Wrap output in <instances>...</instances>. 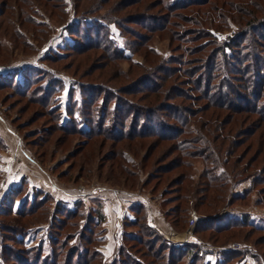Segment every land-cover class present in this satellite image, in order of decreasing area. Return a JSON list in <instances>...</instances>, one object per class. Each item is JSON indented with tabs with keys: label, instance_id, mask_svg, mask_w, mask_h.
<instances>
[{
	"label": "trees",
	"instance_id": "16d2710c",
	"mask_svg": "<svg viewBox=\"0 0 264 264\" xmlns=\"http://www.w3.org/2000/svg\"><path fill=\"white\" fill-rule=\"evenodd\" d=\"M28 1L17 0L21 15L29 9L33 12ZM50 1H58L59 17L63 14L66 19L63 0H45L46 4ZM81 1L73 0L77 20L68 23L74 25L72 33L79 41L69 46L75 54L100 50L105 67L128 59L106 31L110 21H120L125 33L134 37L131 40L146 48L144 56L149 63H132L127 84H110L125 77L111 73L106 82L88 83V88L80 84L86 92L81 90L77 97L72 89L65 121L61 112L62 117L56 120L54 116L61 110L49 106L60 83L50 76L42 95L31 98L46 106L51 119L56 120L51 126L54 131L47 132L50 138L41 143L43 149L47 151L57 131L62 134L56 143L75 134L86 135L87 140L80 146L104 132L114 141L123 137H137L140 142L151 139L144 168L158 149L164 151L155 159L142 186H151L155 194L162 191L164 215L178 231L189 229L193 211L209 219L199 220L192 227L196 240L177 243L150 225L146 206L135 202L130 207L133 218L125 217L114 255L107 260L100 249L107 231L102 202L86 209L83 200L74 207L59 201L50 209L47 205L54 201L53 196L37 189L31 200L24 196L15 207L26 185L23 182L7 194L3 201L7 204L0 208V264H234L249 254L256 264H264V225L252 221L249 213L218 216L222 208L250 199L254 190L256 204H264V0H158L152 4L127 0L124 8L138 9L126 20H109ZM102 2L108 5L110 0ZM94 5L98 9L101 6ZM155 8L159 14H151ZM25 17V23L33 24L29 16ZM229 19L240 29L221 39L215 33L223 31L222 24L227 23L221 21ZM132 25H140L146 33L136 34ZM156 32H167L173 41L170 57L160 56L149 46ZM148 53L154 55L151 60ZM135 67L142 69L139 74L134 73ZM29 73L22 74V84L26 81L28 85L34 78ZM6 78L0 76V89L8 83ZM11 83L10 79L9 86ZM252 116L256 117L255 124L259 121L257 127H251ZM166 143L169 145L164 146ZM254 143L256 148L252 150ZM79 149L69 153L68 159H75ZM112 151L102 155V160L108 159L112 175L115 177L117 172L131 176L110 162L116 155ZM40 155L43 159L44 154ZM198 160H202L204 169L195 178L194 163ZM248 179L252 180L250 189L234 191ZM109 180L114 182L113 177ZM165 180L166 190H161ZM124 182L130 184L126 179ZM32 229H38L40 235L35 244L29 245L27 238ZM238 238L252 242L254 250L225 246L230 239ZM224 246L221 257L212 263L207 255L214 253L213 248Z\"/></svg>",
	"mask_w": 264,
	"mask_h": 264
},
{
	"label": "rangeland",
	"instance_id": "374dc122",
	"mask_svg": "<svg viewBox=\"0 0 264 264\" xmlns=\"http://www.w3.org/2000/svg\"><path fill=\"white\" fill-rule=\"evenodd\" d=\"M97 1L84 0L81 3L87 6L91 4L92 6L89 7H94L92 12L99 10L98 14L108 17L109 20H112L111 18H116L113 20H126L130 14H135L138 9V6L124 8L123 6L128 4L127 0H110L108 5L103 4L102 0H99L100 3ZM157 1L145 0L146 3L151 4ZM28 2L31 4L33 12L28 6L29 10L21 15L19 7L21 4L17 0H0V12H5L0 15V76L6 75V80H9L0 89V208L3 206L2 204H7L3 201L9 195L8 193L23 182L26 183L24 188L22 187V190H24L22 192L23 197L18 198L15 207H18L20 198H24V196L31 200L34 190L38 189L43 191V194H50L54 198L53 202L48 203L47 208L53 209L59 201L66 202L69 207H74L77 201L83 200L87 209L89 206L97 205L100 201L98 197L100 187L98 186L104 183L111 184L115 190H121L119 188L132 191L141 189L146 195L150 194L162 203L165 199L162 196V191L155 194L152 192L151 186H142V182L154 166L155 159L164 151L162 148L158 149L154 156L146 161L147 165L144 168L143 160H145L149 147L148 143L151 139H144L140 142L137 137L132 140L123 137L121 141H114L107 139L106 137L109 136H106L107 133L104 132L103 134H95L88 145L80 146L87 140L86 135L75 134L69 138L65 137V141L62 143H56V139L62 134L61 131H57L53 134L52 141L48 142L47 151L41 145L44 140L50 138L47 132L52 129L51 126L56 123V120L62 117V115L59 117V114H63L62 121L66 120V107L72 101L70 92L72 89L75 91V97H77L81 90L85 91V87L88 88L86 84L106 82L107 79L105 78L111 73L125 75V77H121L120 80L110 84L117 86L127 84L129 82L127 74L131 71L132 63H149L144 56L147 54L146 48L138 46L131 40L134 37L128 32L125 33V29L119 26L122 22L116 21L119 23L117 24L110 21L106 31L109 32L110 38L115 40L129 58L114 61L105 67L103 65L105 61L100 55V50L77 55L69 48V46L79 43L77 36L72 33L74 28H71L74 25H68L70 21L77 20V16L74 15L73 0H63L66 5L64 8L67 13L66 19L63 14L59 17L60 10L56 6L58 1H50L48 4L45 0H29ZM94 3L101 5L100 8L102 9H98ZM116 7L119 9H116ZM110 9L116 14H112ZM151 14H159L158 8L153 9ZM26 15L29 16V20L33 24L25 23ZM221 22L227 23V25L222 24L223 31L215 33L221 39L231 36L240 29V25L231 19L227 22L223 20ZM132 28L136 30V34L146 33V30L140 25H132ZM132 41L133 43H131ZM128 42L131 44L128 45ZM149 44L162 57H170L173 54L172 46L174 43L170 41L167 32L154 33ZM58 54H62V56L59 57ZM148 56L151 60L154 55L148 53ZM31 67H33L32 70H30ZM141 70L137 67L133 69L134 73L137 74ZM27 71H30V73ZM24 72L30 75L33 74L34 77L28 85H26V81L22 84L21 79ZM16 74L18 76L13 82ZM100 75H105V77H100ZM50 76H54L60 81L58 87H56L57 93L52 96L49 105L50 108L55 107L61 110L58 113L56 112L57 114L54 116L56 120L51 119L47 113L49 109L46 106L43 107L31 99L42 95L44 84ZM10 79L11 86H9ZM80 84L86 85L84 89L79 86ZM226 113L227 111L224 114ZM252 117V120L256 118L255 116ZM255 120L252 121L251 127H257L256 124H259V121H256L255 124ZM261 129H264V126H261ZM53 131L54 129L51 130V133ZM249 143L250 141L245 146L248 147ZM168 145L169 143H166L164 146ZM75 148H80L79 155L75 159H68V154ZM255 148L256 143H254L252 150ZM113 149L116 155L110 162L114 163L116 167L120 165L131 176L127 177V173L119 175L117 172H115V177L112 175L108 159L102 160V155L106 152H113ZM43 150H45V153ZM41 152L44 154L43 159L40 158ZM7 165L10 166V170H8L9 167L6 168ZM203 169L202 160L194 163L195 178H198ZM110 177H113L114 182L109 180ZM125 179L128 182L130 181V184L127 185L124 182ZM131 183L132 186H129ZM166 184L165 180L161 190H166ZM251 186L252 180L248 179L235 187L234 191L242 193L246 189H250ZM256 196V190H254L250 199L238 202L233 207L222 208L218 216H224L228 213L240 216L249 213L252 221L264 225V204L257 205ZM37 230L32 229L29 233L27 238L29 245L36 243L37 237L40 235ZM179 237L181 236L179 235ZM105 242L106 239L101 246H104ZM251 243L238 238L230 239L225 246L231 248L232 244H238L239 249L250 247L254 250ZM225 246L219 247V249L213 248V252L217 254L211 256V253H209L207 258L213 260L215 257L220 258L221 254L219 252ZM111 258L106 257L107 260ZM234 264H256V260L249 254L241 262Z\"/></svg>",
	"mask_w": 264,
	"mask_h": 264
},
{
	"label": "crops",
	"instance_id": "0c3cea01",
	"mask_svg": "<svg viewBox=\"0 0 264 264\" xmlns=\"http://www.w3.org/2000/svg\"><path fill=\"white\" fill-rule=\"evenodd\" d=\"M8 167V170H10L9 165L6 166V168ZM98 187H100V192L98 193V197L100 198L99 202L103 203L106 216V242L104 246H101L100 248L104 252L105 257H113L115 248L121 237L125 217L130 216L133 218L130 207L135 202L143 203L146 206L150 225L156 227L166 238L177 243L187 240H196L192 234V228L190 226L189 230L186 231L176 230L166 219L160 200L155 199L150 194L146 195L141 189L132 191L126 188H119L121 190H115L111 184L105 183L99 184ZM179 235L181 237H179ZM219 253L221 254V252ZM215 254L217 253L214 252L211 256H214ZM216 259L217 258L215 257L214 260H209L214 263Z\"/></svg>",
	"mask_w": 264,
	"mask_h": 264
},
{
	"label": "built area",
	"instance_id": "2783aa9c",
	"mask_svg": "<svg viewBox=\"0 0 264 264\" xmlns=\"http://www.w3.org/2000/svg\"><path fill=\"white\" fill-rule=\"evenodd\" d=\"M208 217H199L195 211L189 217V226L192 228L199 220H208ZM230 248V247H229ZM231 248L237 249L238 244H232Z\"/></svg>",
	"mask_w": 264,
	"mask_h": 264
}]
</instances>
